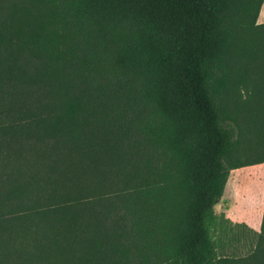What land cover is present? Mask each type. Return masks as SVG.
I'll use <instances>...</instances> for the list:
<instances>
[{
	"label": "trees",
	"instance_id": "1",
	"mask_svg": "<svg viewBox=\"0 0 264 264\" xmlns=\"http://www.w3.org/2000/svg\"><path fill=\"white\" fill-rule=\"evenodd\" d=\"M262 2L0 0V264H264L214 210L264 162Z\"/></svg>",
	"mask_w": 264,
	"mask_h": 264
},
{
	"label": "rangeland",
	"instance_id": "2",
	"mask_svg": "<svg viewBox=\"0 0 264 264\" xmlns=\"http://www.w3.org/2000/svg\"><path fill=\"white\" fill-rule=\"evenodd\" d=\"M264 12V0L262 2V5L260 7V10ZM259 10V12H260ZM256 23H264L261 22V18H259V13L256 18ZM249 109V108H248ZM243 111L239 114L240 121L244 122L247 115V106L242 109ZM228 115V114H227ZM224 121L227 123H231L229 121V118L226 116L224 117ZM246 135H250V133H246ZM250 136L242 137V140L240 142V150H241V156H239L240 161L244 160H251L252 158L261 156L264 154V147L261 145H258V143L253 142V138H250ZM261 165H254L246 168V170H238V175H243L248 172L250 175H257V171L261 168L264 169V166ZM248 169V170H247ZM245 171V172H243ZM260 173V171H259ZM232 175H229L227 178L226 187L224 190L223 198L220 200L218 204L215 205L214 210L215 213L218 215H224L225 217H236L237 214V199L236 196L241 198L242 196L245 197L246 193L249 192L250 200L252 202L256 203V206L258 205L257 211L259 212L262 207H264V189L261 190L259 194H256L258 189H256L258 186L257 184H260L259 180L255 182H250V179H244L242 183H233L232 181ZM235 184V185H234ZM257 190V191H256ZM244 206H242L243 208ZM230 219V218H229ZM234 232L237 233V240L235 242H232L227 245L225 248V251L232 253L233 255H245L248 252L249 243H250V237L248 236V231L244 226H234L233 227Z\"/></svg>",
	"mask_w": 264,
	"mask_h": 264
},
{
	"label": "crops",
	"instance_id": "3",
	"mask_svg": "<svg viewBox=\"0 0 264 264\" xmlns=\"http://www.w3.org/2000/svg\"><path fill=\"white\" fill-rule=\"evenodd\" d=\"M259 18H261V22H264V12L262 11V9L259 12ZM261 164H263L262 166H264V162H261V163H256V164H251V165H246V166H241L238 168L231 169L229 171L228 176L232 175V177H233L232 181L235 184L236 183H242L244 179H246V180L250 179V182H255V181L259 180L260 184H257L258 187L256 188V189H258V191L256 190L257 191L256 194H259L261 192V190L264 189V169L263 168L262 169L260 168L257 171V175H250V174H248V172L246 174H243V175H238V173L232 174V172H237L238 170H246V168H248L250 166L261 165ZM259 171H260V173H259ZM243 172H245V171H243ZM241 180H242V182H241ZM226 183H227V180H226ZM226 183H225V187H226ZM225 187H224V190H225ZM223 195H224V191H223ZM223 195H222L221 199L223 198ZM235 198L237 199L236 217H234V218L226 217V218H228V219L230 218L229 220L232 221L233 223H243L246 226H248L249 228L253 229L254 231H259L262 212H263L264 207H262L261 210L258 212L257 211L258 205L256 206V203L252 202V200L249 201V199H250L249 192L246 193L245 197L242 196L241 198H239L236 196ZM242 206H244V207L242 208Z\"/></svg>",
	"mask_w": 264,
	"mask_h": 264
}]
</instances>
